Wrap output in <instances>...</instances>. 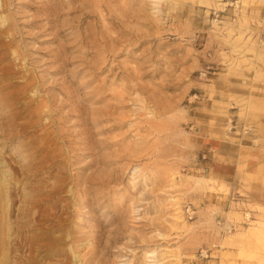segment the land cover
Masks as SVG:
<instances>
[{
	"label": "rangeland",
	"instance_id": "rangeland-1",
	"mask_svg": "<svg viewBox=\"0 0 264 264\" xmlns=\"http://www.w3.org/2000/svg\"><path fill=\"white\" fill-rule=\"evenodd\" d=\"M1 5L0 255L30 225L16 262L264 264V222L231 204V99L264 116V0Z\"/></svg>",
	"mask_w": 264,
	"mask_h": 264
},
{
	"label": "crops",
	"instance_id": "crops-1",
	"mask_svg": "<svg viewBox=\"0 0 264 264\" xmlns=\"http://www.w3.org/2000/svg\"><path fill=\"white\" fill-rule=\"evenodd\" d=\"M235 99H231V204L241 201L251 206L252 222H264V116L251 117L245 110V121H239ZM242 131L246 134L236 137ZM235 214L239 212L231 209V215Z\"/></svg>",
	"mask_w": 264,
	"mask_h": 264
},
{
	"label": "bare ground",
	"instance_id": "bare-ground-1",
	"mask_svg": "<svg viewBox=\"0 0 264 264\" xmlns=\"http://www.w3.org/2000/svg\"><path fill=\"white\" fill-rule=\"evenodd\" d=\"M3 9H4V7L2 6L0 10H3ZM2 23H3V21H2ZM9 26H10V24H8V23L3 24L0 27V32L6 31L9 28ZM5 41H6L5 38H3V37L0 36V42H5ZM5 44L2 45V46H0V53H2V55H3V57L0 59V62L7 61L8 60V56L5 53L2 52V50L6 49V45ZM7 46H8V44H7ZM2 80H5V79H2ZM42 204L43 203L41 201H38L36 203L37 207H40V208H41ZM40 208L37 209V211H36L35 214H31L30 216H29V214H27V218H28V219H26V222L27 223L30 222V220H34L35 223L36 222H40V223L41 222H48V223L51 222V220L49 219V216L50 215L49 214H47V215H41ZM26 227L27 228H25V229H22V228H19L18 227L15 230V234H16L15 235V238L13 239V241H11L9 244H7V246H8L7 247V252L5 254H1L0 255L2 257L1 260H0V262L6 264L8 262V261H6L7 260L6 259L7 258V254H8V258H10L11 261H13V259H15V263L14 262H11L9 260L10 263H8V264H37L36 263V260L34 258H31L30 256L24 257L22 259V262H20V263L19 262H16L17 259L19 258V256L16 254V251H18L17 248H16L17 243H33V242L42 240V237H39L38 236V233H35L33 235H30L29 234L30 232H32L31 228H29V227H31L30 225L29 226L26 225ZM50 229L52 230V229H55V228L51 227ZM55 242H56V240H52V243H55ZM2 249H3V247H2ZM39 251L40 250L37 248V253H39ZM47 253H48V251H46L45 252V255L41 256L40 258H43L44 256H46ZM11 255L13 256L12 259L10 257Z\"/></svg>",
	"mask_w": 264,
	"mask_h": 264
}]
</instances>
